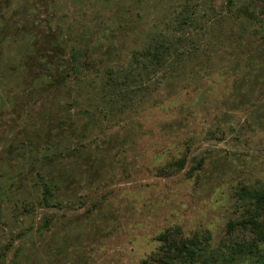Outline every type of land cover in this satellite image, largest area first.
Wrapping results in <instances>:
<instances>
[{
  "label": "rangeland",
  "instance_id": "374dc122",
  "mask_svg": "<svg viewBox=\"0 0 264 264\" xmlns=\"http://www.w3.org/2000/svg\"><path fill=\"white\" fill-rule=\"evenodd\" d=\"M211 2L0 0V264H140L170 224L220 239L264 180V21ZM155 33L170 61L123 80Z\"/></svg>",
  "mask_w": 264,
  "mask_h": 264
},
{
  "label": "trees",
  "instance_id": "16d2710c",
  "mask_svg": "<svg viewBox=\"0 0 264 264\" xmlns=\"http://www.w3.org/2000/svg\"><path fill=\"white\" fill-rule=\"evenodd\" d=\"M235 2L236 0H212L211 12L216 15L215 12L222 11L225 4L226 8L231 9ZM259 3L261 4L241 0L239 6L234 4L233 11L239 10L252 19L264 21V1ZM191 20L187 13L178 21L181 24ZM176 41L166 34H152L144 48L134 50V75L131 70H125L122 72L123 80L140 75L148 66L157 67L168 63L171 50H177ZM77 50L79 48L73 50L72 57L78 58L81 55ZM181 57L183 55L177 53L174 58ZM78 67L77 63L72 64L73 70ZM203 160L201 155L194 157L193 167H201ZM185 161L186 154L182 153L164 161L155 171L157 174H170L183 167ZM234 192L240 202L239 215L226 222L224 234L215 243L212 232L207 227L186 233L180 224H170L155 234L157 246L140 259V264H240L247 260L264 264V180L255 184L240 182ZM52 194L51 185L42 182L38 200L48 203Z\"/></svg>",
  "mask_w": 264,
  "mask_h": 264
}]
</instances>
